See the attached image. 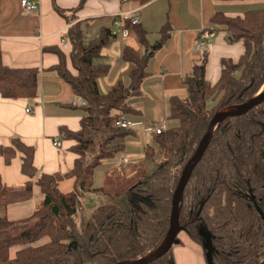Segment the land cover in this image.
Returning <instances> with one entry per match:
<instances>
[{"label": "trees", "instance_id": "obj_1", "mask_svg": "<svg viewBox=\"0 0 264 264\" xmlns=\"http://www.w3.org/2000/svg\"><path fill=\"white\" fill-rule=\"evenodd\" d=\"M129 1L145 5L153 0ZM57 10L70 23V58L77 73L67 67L59 50L60 62L52 69L87 100L80 129L61 128V135L74 141L71 150L77 157L68 172L40 173L34 146L19 137L0 146L6 164L22 155L21 170L28 177L24 188H11L0 175V205L30 200L35 179L45 195L41 206L27 218L12 221L0 217V264H116L142 258L162 244L181 173L212 118L248 102L264 86V4L238 16L214 14L212 24L225 29L231 42L242 41L244 53L237 61L223 59L221 75L214 83L206 76L208 57L196 64L185 79L189 96L169 101V118L179 124L157 136V148H145L136 175L108 176L98 188L93 186L95 169L123 152L125 139L133 134L132 129L117 126L116 119L135 112L128 100L141 94L149 61L166 45L172 27L165 23L160 38L151 42L147 30L134 26L143 50L124 48L123 59L135 66L130 84L120 80L103 93L99 79L109 73L111 65L95 60L102 56L112 31L104 28L97 38L86 42L89 21H76L67 11ZM41 71L7 66L0 51V95L35 99ZM159 157L164 160L148 173L147 163ZM66 179H74V189L68 193L59 188ZM91 192L124 197L125 202L102 201L87 217L86 197ZM180 221L195 242L206 246V254L211 235L213 264H264V102L219 125L185 187ZM15 247L19 249L12 256ZM151 264H176L173 248Z\"/></svg>", "mask_w": 264, "mask_h": 264}, {"label": "crops", "instance_id": "obj_2", "mask_svg": "<svg viewBox=\"0 0 264 264\" xmlns=\"http://www.w3.org/2000/svg\"><path fill=\"white\" fill-rule=\"evenodd\" d=\"M35 1L39 2V9L27 11L22 7L21 0H0V51L4 64L42 70L39 94L35 99H6L0 95V146L10 145L15 137L34 146V162L40 173H65L73 167L77 157L71 150L74 141L61 135V128L79 130L85 114L81 105L73 104L79 97L73 87L52 69L60 62V54L56 51L59 50L64 54L67 67L73 74L77 73L70 58L71 43L65 38L70 23L57 7L67 11L76 21L88 20L89 28L95 27L96 38L104 28L117 31V35L112 34L108 44L103 47L101 57L104 61L99 62L111 65L109 73L99 79V88L103 93L120 80L130 84L129 75L135 66L123 59L124 48L143 50L134 26H123L128 24L129 17L140 11V26L147 30L151 42L160 38V30L165 23L169 22L172 27L166 45L149 61L141 94L128 100L135 112L126 116L138 126L125 139V150L116 158L103 161L95 169V188L104 186L108 176L132 177L137 174L136 166L143 161L145 148L158 147L157 135L149 128L157 127L162 121L168 128L169 101L172 97L185 99L189 96L185 79L193 74L196 64L208 57L206 76L214 83L221 75L222 60L237 61L244 53L242 41L231 42L225 29L212 24L214 14L223 12L238 16L264 4V0H153L145 5L129 0ZM72 9H76V12H72ZM115 20H119L120 24L115 25ZM207 29L215 30V37L209 45L198 47L199 37ZM32 106V112H27V108ZM55 139L60 140V146L54 144ZM122 155L130 160L119 175L112 168L114 161ZM163 160L164 157H159L154 164L148 162L146 171L154 172ZM21 166V154L10 164H6L0 155V175L9 187H25L28 177L23 174ZM59 188L64 193L71 192L74 179L62 181ZM93 193L99 192L89 194ZM44 199L45 195L35 179L33 197L7 207L0 205V217L6 216L12 221L27 218L41 206ZM179 238L180 243L173 246L176 264H207L201 244L189 234Z\"/></svg>", "mask_w": 264, "mask_h": 264}, {"label": "water", "instance_id": "obj_3", "mask_svg": "<svg viewBox=\"0 0 264 264\" xmlns=\"http://www.w3.org/2000/svg\"><path fill=\"white\" fill-rule=\"evenodd\" d=\"M261 90L255 97L250 99L248 102L243 103L239 106L225 109L217 113L210 121L207 133L201 140L195 154L188 161V163L186 164L185 168L181 173L177 188L173 195L172 213L170 216V227L162 244L155 251L148 253L142 258L135 260H124L116 264H151L153 261L157 260L158 258L168 253L175 244L180 243L179 233L182 230H184V227L181 225V221H180V204L183 199V193L185 187L195 167L203 158L204 153L206 152L215 131L226 118L245 115L252 108L264 102V89L263 91ZM207 247H208V252H207L208 263L213 264L212 262L213 245L211 242L210 234H209Z\"/></svg>", "mask_w": 264, "mask_h": 264}, {"label": "built area", "instance_id": "obj_4", "mask_svg": "<svg viewBox=\"0 0 264 264\" xmlns=\"http://www.w3.org/2000/svg\"><path fill=\"white\" fill-rule=\"evenodd\" d=\"M21 5L27 11H36L39 9V6H40L39 2L35 0H21ZM141 23H142L141 13L140 11H137L131 17L128 18V24L127 25L125 24L123 26L124 27L125 26H139L141 25ZM114 24L119 25L120 21L115 20ZM112 34L117 35V31L112 30ZM215 34H216L215 30L213 29L204 30L201 36L199 37V40L197 43L198 47L202 48L204 46L209 45L213 41ZM65 38L68 39V35H66ZM73 104L84 106L87 104V100L83 97H78L75 101H73ZM32 110H33V106L27 108V112H32ZM116 125L122 128H126V129H133L136 126H138L136 122L128 118L126 115L119 116L116 119ZM149 130L150 131L153 130L157 136L162 135L166 131L165 121H162L155 128H149ZM54 144L57 146H60L61 142L59 139H55ZM129 160H130L129 157L125 155L119 156L113 163V168H112L113 172L120 175L122 173V170L125 167H127Z\"/></svg>", "mask_w": 264, "mask_h": 264}, {"label": "rangeland", "instance_id": "obj_5", "mask_svg": "<svg viewBox=\"0 0 264 264\" xmlns=\"http://www.w3.org/2000/svg\"><path fill=\"white\" fill-rule=\"evenodd\" d=\"M256 8H259V7H256ZM94 28H95L94 26L90 27L89 28L90 29L89 32L86 33V37H85V41L86 42H90L91 40L96 38L95 37ZM102 60L104 61V58L103 57H99L95 61L97 63H99ZM263 89L261 91H263ZM178 124H179L178 120L168 118L167 127L176 126ZM150 163L154 164V161H151ZM95 199H96V201H95ZM100 200H103L104 202H107V203H114V204H119V205H123V203L125 202V198L124 197L108 196V195L102 194V193L101 194L100 193L88 194V196L86 197L87 217H90L93 214V212L96 210V208L100 204ZM187 234L188 233L185 230H182L179 233V237H182V236L187 235ZM47 240H48V238H45L44 241H47ZM199 244H201V243H199ZM202 246H203V248L205 250L206 246L204 244ZM18 249H19L18 247L12 248L11 249V255L15 256ZM205 255H206L207 264H209L206 252H205Z\"/></svg>", "mask_w": 264, "mask_h": 264}]
</instances>
